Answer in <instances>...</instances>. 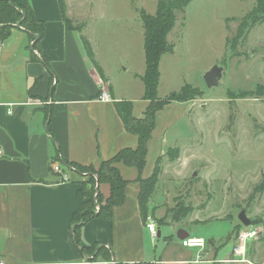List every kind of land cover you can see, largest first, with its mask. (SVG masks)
<instances>
[{"label":"crops","instance_id":"1","mask_svg":"<svg viewBox=\"0 0 264 264\" xmlns=\"http://www.w3.org/2000/svg\"><path fill=\"white\" fill-rule=\"evenodd\" d=\"M29 3V18L35 16L45 21L44 36L39 38L35 50L31 33L18 25L10 37L0 41V261L5 264H104L110 260L129 264L231 262L228 260L231 258L210 253L207 246L203 249L183 246L182 238L197 236L192 235L190 227L178 228L180 242L174 240V234L166 236L167 244L160 249L156 243L159 240L152 239L141 211L140 178L152 175L158 159H166L168 151L182 140L177 131L171 130L176 119L184 118L190 111L188 102H172L157 111L142 172L124 161L116 163L128 186L126 201L114 206L112 218L95 217L81 226V244L104 246L106 251L78 250L73 242L72 217L83 205L78 190L88 176L63 161L97 169L120 149L137 147L139 138L126 129L116 102L132 101L133 115L138 118L144 115L149 104L144 97L142 78L145 56L132 79L124 76L129 80L121 87L117 75L129 73L130 64L123 71L103 62L93 32L68 29L58 0H29ZM65 5L66 15L71 19L72 5L66 1ZM84 38L90 42L93 57L85 48ZM102 90L107 91L110 100L99 98ZM172 113L176 117L170 120ZM179 158L178 154L173 160ZM185 158L184 169L189 156ZM56 163L61 164L67 179L53 169ZM166 167H161L149 197V206L154 211L158 206L154 197L166 176ZM98 192L106 199L111 192L110 184L99 183ZM153 220L160 238L164 221L157 224ZM216 239L219 238L212 236L209 241ZM198 255L203 260L196 261Z\"/></svg>","mask_w":264,"mask_h":264},{"label":"rangeland","instance_id":"2","mask_svg":"<svg viewBox=\"0 0 264 264\" xmlns=\"http://www.w3.org/2000/svg\"><path fill=\"white\" fill-rule=\"evenodd\" d=\"M65 1L72 5L71 26L93 32L103 62L123 71L131 65L129 73L117 75L122 87L129 80L124 76L132 79L144 59L141 16L154 14L158 0ZM256 4L257 0H191L177 12L168 35L173 49L160 60L159 97L166 98L186 83L203 93L191 95L190 111L172 126V133L182 137L173 146L180 158L171 162L166 155L161 161L162 168L169 164L165 181L154 197L156 213L153 206L147 212L157 224L164 216L163 235L156 242L160 249L167 244L166 236L174 234L180 242L178 228L190 227L192 235L205 239L210 253L240 260L225 264H264V191L254 192L264 177V96H237L239 90L264 84V22L251 28L245 39L234 41L242 18ZM216 64L223 68L222 78L208 87L204 74ZM184 156H189L186 169ZM243 209L252 219L248 226L238 218ZM242 234L247 235L244 257L233 252ZM212 236L219 239L210 242Z\"/></svg>","mask_w":264,"mask_h":264},{"label":"trees","instance_id":"3","mask_svg":"<svg viewBox=\"0 0 264 264\" xmlns=\"http://www.w3.org/2000/svg\"><path fill=\"white\" fill-rule=\"evenodd\" d=\"M58 2L61 6L64 20L67 22V28H75L71 26V19H69L66 15L65 0H58ZM190 2L191 0H158L157 8L154 14L143 12L141 16L144 22V48L146 63V70L142 78L145 84L144 97L149 100V104L146 107L147 109L142 118H138L133 115L132 101L127 100L116 102V107L121 114L126 129L134 133L137 138H139L137 147H126L120 149L115 153V155H113L112 158L102 161L97 169L91 165L82 166L73 162L63 161L67 166L69 165L75 168V170L85 173L88 176L86 180L80 183L81 186L78 190L79 195L84 199L83 205L73 213L72 217L73 242L81 253H85L87 251L92 252L94 250H99V252L106 251L104 250V246H83L81 244V226L95 217L103 216L111 219L114 206L121 205L126 201L125 197L128 181L123 178L116 163L124 161L127 165H135L139 168V171L142 172L143 166L146 163L148 144L156 126L155 120L157 111L162 109L166 104L172 102L186 103L192 98V94L198 96L199 93H203V91H195L197 89L189 87L187 83L179 91H173L166 98H160L157 92L161 78L160 59L164 53L170 52L173 49L171 44L168 42V35L176 23L177 12L184 10V7ZM30 13L31 5L29 0H23L22 3L17 0H0V41H5V39L10 37L12 29L19 23L21 24V27L31 33L33 39H35L34 33H38L41 39L44 36L45 21L37 19L35 16L29 18ZM260 22H264V0H257L256 6L247 12L242 18L237 28V34L234 38L235 43H237V41L241 38L245 39L250 29L257 24H260ZM40 39L35 41L33 45L34 50ZM84 44L89 55L93 57V49H91L88 39L84 38ZM237 93V96L241 98H246L247 96L260 98L264 96V84L258 85L255 89L239 90ZM174 151V147L168 151L170 152L169 154L172 160L178 156V153ZM160 164L161 159H158L152 175L144 179L140 178L141 189L139 193V200L144 220H147L148 216L149 197L154 192L159 174L162 170ZM99 183L110 184L111 192L106 199H103L98 192ZM263 191L264 177L262 182L254 188L255 193ZM184 211L186 212L187 208H185ZM159 221H163V218H160ZM237 231L238 230L236 228L234 231L235 238L238 236L236 235ZM227 239L230 240L231 236H228ZM117 264L129 263L117 262ZM131 264L152 263L146 261Z\"/></svg>","mask_w":264,"mask_h":264},{"label":"built area","instance_id":"4","mask_svg":"<svg viewBox=\"0 0 264 264\" xmlns=\"http://www.w3.org/2000/svg\"><path fill=\"white\" fill-rule=\"evenodd\" d=\"M100 99L102 100H110V95L107 93V91L102 90L99 96ZM2 153V150L0 148V154ZM53 169L56 170L57 172L62 174V178L63 179H67L66 174L63 172L62 170V166L61 164H55L53 165ZM146 227L149 229L152 239L156 240L158 239V234H159V228H157V225L155 223V221L153 220V218L151 216L148 217L147 219V223H146ZM247 235L246 234H242L239 237V241L237 242V246L233 249V252L236 255H241L244 257L245 255V249H246V245H245V239H246ZM181 242L183 244V246L187 247V248H200L203 249L206 247L207 242L205 241V239L203 237H199V236H189V237H185L181 239ZM203 260L201 255L197 256L196 261H200ZM230 261H240L237 258L235 260L228 259ZM241 261H244V259H241ZM117 261L115 260H110V261H104V264H116ZM0 264H5V262L0 261Z\"/></svg>","mask_w":264,"mask_h":264},{"label":"water","instance_id":"5","mask_svg":"<svg viewBox=\"0 0 264 264\" xmlns=\"http://www.w3.org/2000/svg\"><path fill=\"white\" fill-rule=\"evenodd\" d=\"M21 26V24H18V27ZM35 41L40 38V35L38 33H34ZM35 43V42H34ZM222 66L220 64H216L211 69L205 72V81L208 87H214L217 86L220 83V79L222 78ZM196 175V172L194 173ZM239 220L242 224L248 226L252 222V219L247 216V212L243 209L238 215Z\"/></svg>","mask_w":264,"mask_h":264}]
</instances>
